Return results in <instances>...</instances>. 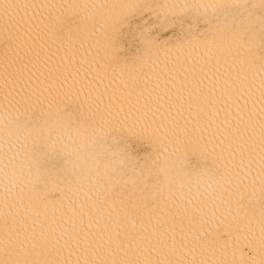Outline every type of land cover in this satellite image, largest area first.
I'll return each instance as SVG.
<instances>
[{
    "label": "snow or ice",
    "instance_id": "snow-or-ice-1",
    "mask_svg": "<svg viewBox=\"0 0 264 264\" xmlns=\"http://www.w3.org/2000/svg\"><path fill=\"white\" fill-rule=\"evenodd\" d=\"M0 264H264V0H0Z\"/></svg>",
    "mask_w": 264,
    "mask_h": 264
},
{
    "label": "bare ground",
    "instance_id": "bare-ground-1",
    "mask_svg": "<svg viewBox=\"0 0 264 264\" xmlns=\"http://www.w3.org/2000/svg\"><path fill=\"white\" fill-rule=\"evenodd\" d=\"M18 2L23 3L24 0H18ZM29 2H32V0H29ZM34 2H36V3L49 2L50 3V2H59V0H34ZM88 2H92V0H88ZM95 2H102V0H95ZM31 15H32V13L30 12L29 16H31ZM137 23H142V21H137ZM125 31H127V29H125ZM159 35H160L162 40L167 38L163 33H160ZM124 47H125V50L129 52V54H131L132 52L135 51V45L131 44L128 39H125ZM121 54L123 55V53H121ZM107 83H108V81L106 80L105 84H107ZM143 147H144L143 145L137 146V150L141 151V154H143V152H142Z\"/></svg>",
    "mask_w": 264,
    "mask_h": 264
}]
</instances>
